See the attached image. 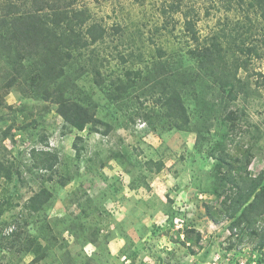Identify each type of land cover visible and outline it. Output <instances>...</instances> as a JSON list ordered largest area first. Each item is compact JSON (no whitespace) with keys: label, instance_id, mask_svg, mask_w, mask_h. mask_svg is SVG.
<instances>
[{"label":"rangeland","instance_id":"rangeland-1","mask_svg":"<svg viewBox=\"0 0 264 264\" xmlns=\"http://www.w3.org/2000/svg\"><path fill=\"white\" fill-rule=\"evenodd\" d=\"M58 1L61 27L80 11L76 27L109 34L60 51L53 81L0 53V264H264V213L235 212L240 184L264 188V0ZM23 29L3 50L27 63ZM60 95L88 122L65 120Z\"/></svg>","mask_w":264,"mask_h":264},{"label":"trees","instance_id":"trees-1","mask_svg":"<svg viewBox=\"0 0 264 264\" xmlns=\"http://www.w3.org/2000/svg\"><path fill=\"white\" fill-rule=\"evenodd\" d=\"M57 1L51 3L48 0H33L32 11L30 8L29 11L24 12L19 10L17 3L9 1L6 4V8L0 3V38H6L3 43H0V53L3 54V59L8 64H13L14 66H12L15 67L16 72L25 78L35 81H53L57 78L65 77L63 76L65 73L64 69L62 67L58 69L57 58L60 55V51L69 59L73 51L90 47L104 40L106 34H109V29L101 23L99 26L97 24L89 25L86 27V30L76 27L78 24H83L86 20V18L81 17L82 12L80 11L71 15V18L68 19L64 27H61L62 20L68 18V16L70 17V11L59 7V1ZM75 22L76 26L73 24ZM195 22V19L186 16L184 26L193 41H195L194 47L191 48L190 52L197 55L198 58L202 57L199 62L204 64V56L210 55L211 49L200 42L198 32L195 29ZM21 26L25 27L23 30L27 33L21 42L25 47L36 50L31 54V58L27 63H23L22 59H20L21 57L17 61L9 59V57L14 55V51L11 49L3 50L4 47L10 45V41L7 40L8 36H6L9 34L8 32H17ZM59 28L64 29L62 33L59 32ZM112 30L119 32L120 29L117 25ZM33 34L36 37L38 35L37 39L42 38L43 42L32 43L29 36H33ZM54 41H57V44L54 48L50 49V44ZM57 52L59 53L56 54ZM61 95L63 96V93ZM61 95L57 101L60 105L58 109L59 113L65 120L76 126L79 125V122H77L79 118L77 116L80 115L82 121L80 126L82 127L89 119L87 110L84 107L82 108L78 103H73V105L77 106L75 109L69 108ZM168 100L171 103L170 116L173 115L177 119L187 122L188 117L180 94L176 92ZM262 180V176H258L246 181L247 185H244V187L240 184L241 188L239 187L238 198L235 203V212L241 210L240 217L242 216V218H239L240 222H246L251 219L249 214L252 209H258L259 214L264 213V188L259 189ZM246 182L244 181L243 183L245 184ZM252 196L253 199L251 200Z\"/></svg>","mask_w":264,"mask_h":264}]
</instances>
